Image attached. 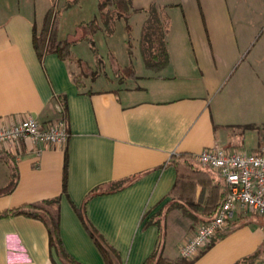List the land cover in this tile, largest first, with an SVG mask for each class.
<instances>
[{
	"label": "crops",
	"instance_id": "1",
	"mask_svg": "<svg viewBox=\"0 0 264 264\" xmlns=\"http://www.w3.org/2000/svg\"><path fill=\"white\" fill-rule=\"evenodd\" d=\"M58 2L0 0V123L31 116L48 125L62 116L54 98L60 94L68 132L64 145L20 140L0 146V187L11 169L17 173L13 190L0 195V211L60 195L66 251L82 264H105L71 202L80 206L95 187L108 190L125 181L118 190L92 196L85 213L120 253L122 264H142L158 237V227L148 220L170 200L176 171L167 163L173 154L195 155L213 143L226 151H257L262 145L264 45L246 48L238 39L251 37L250 26L241 24L263 19L262 9L260 14L247 12L253 5L263 7L264 0H130L128 21L135 25L128 24L130 32L138 29L137 39L150 5L168 15V63L116 87L92 88L84 81L82 89L72 80L74 61L54 53L40 61L33 48L34 22L40 23ZM38 7L43 8L41 18L36 17ZM82 28L84 39L88 30ZM102 32L103 37L111 35L103 29L94 36ZM63 36L60 19L58 37ZM132 51L125 52L128 56ZM198 225L170 243L166 253L176 255ZM212 239L191 264H257L264 247V217L237 208L208 242ZM0 264L64 263L50 250L42 221L15 215L0 218Z\"/></svg>",
	"mask_w": 264,
	"mask_h": 264
},
{
	"label": "trees",
	"instance_id": "2",
	"mask_svg": "<svg viewBox=\"0 0 264 264\" xmlns=\"http://www.w3.org/2000/svg\"><path fill=\"white\" fill-rule=\"evenodd\" d=\"M97 10L103 29L107 33L113 31L115 21L124 20L125 30L130 33L128 17L130 15V0H98ZM147 17L142 25V32L138 41V49L144 66L154 72L164 68L168 63V51L165 36L168 32L169 17L155 4L148 8ZM60 25L59 12L54 5L48 7L40 23L34 22L32 27V44L40 61L46 54L54 53L62 60L74 61L80 72L72 75V80L78 89L85 86L82 76L86 74L87 64L80 58H74L71 53L72 42L58 37ZM88 32L84 39L95 52L94 35L100 30L97 19L93 18L84 23ZM131 44L127 43L130 52ZM120 70V81L136 78L133 67L125 65ZM92 74V73H91ZM93 75L90 79H93ZM61 105V117L65 118L66 103L63 95L54 97ZM176 171V178L169 190V202L164 209L157 212L148 220L158 227V237L152 252L144 259L142 264H191L201 254V250L192 258L169 255L166 253L170 243L182 240L188 230L201 224L213 216L220 207L227 188L224 180L215 177L209 168L198 164L194 155L188 153L173 154L167 163ZM67 157L64 156L62 167V192H66ZM17 182V173L11 169L10 179L0 187V195L10 193ZM122 181L113 184L108 190L99 187L92 189L84 198L80 206L71 202L80 222L93 240L105 264H122L120 253L110 245L99 231L91 224L85 213L87 201L97 194L118 190L125 183ZM24 215L43 222L48 235V245L64 264H82L75 260L65 249L60 236V195L44 198L24 204L17 208L0 211V218ZM214 241L212 239L205 249Z\"/></svg>",
	"mask_w": 264,
	"mask_h": 264
},
{
	"label": "built area",
	"instance_id": "3",
	"mask_svg": "<svg viewBox=\"0 0 264 264\" xmlns=\"http://www.w3.org/2000/svg\"><path fill=\"white\" fill-rule=\"evenodd\" d=\"M56 108L61 112V105ZM68 139L65 119L60 117L48 125L27 116L13 123H0V146L5 143L29 140L33 144L64 145ZM195 161L215 171L225 182L227 192L216 211L199 224L194 234L178 246V254L194 257L213 234L233 217L237 208L264 217V139L257 151H226L213 143L194 155ZM257 264H264V247Z\"/></svg>",
	"mask_w": 264,
	"mask_h": 264
},
{
	"label": "rangeland",
	"instance_id": "4",
	"mask_svg": "<svg viewBox=\"0 0 264 264\" xmlns=\"http://www.w3.org/2000/svg\"><path fill=\"white\" fill-rule=\"evenodd\" d=\"M168 1L173 2L174 0ZM97 3L98 0H76V2H74V0H59L57 6H55L62 21V32L67 36L63 37L72 42V55L78 56L84 64L88 65V67L84 69L86 74L82 76V79L84 81H89L88 85L92 88H112L118 86V83H120L119 78L121 74L119 68L128 63H131V66L137 74L154 72L145 68L143 64L137 45L139 41V39H137L138 29L133 28V31L128 34L125 30V22L124 20L122 21V19L115 21L113 31L108 33L111 34L108 38L103 37V32L100 33V37L94 36L95 52L91 49L90 44L80 36L81 33H84L82 28L84 26H79V23L87 22L93 18L97 19L100 30L103 31L97 10ZM250 8L252 11L247 12L248 14H257L259 13V9H262L261 14L263 15V19L257 23L249 22L241 24L250 26L248 30L252 31L251 37L238 39L240 45L246 48L264 45V6L253 5L250 6ZM41 9L43 8L38 7L39 12L36 17L41 18ZM128 22H130L131 25H135V22L130 20ZM129 42L131 44L130 49L133 51L127 56L125 51L127 49V43ZM125 59L128 61L125 62ZM71 69L73 74L80 72L79 66L76 65L75 62L71 64ZM92 75L94 78L90 79ZM134 82V80H128V84L130 85Z\"/></svg>",
	"mask_w": 264,
	"mask_h": 264
}]
</instances>
